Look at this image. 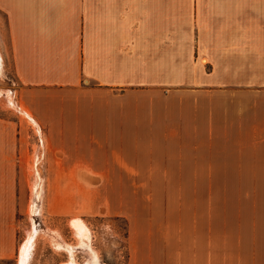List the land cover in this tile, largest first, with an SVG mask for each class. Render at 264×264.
Masks as SVG:
<instances>
[{"label":"crops","instance_id":"crops-1","mask_svg":"<svg viewBox=\"0 0 264 264\" xmlns=\"http://www.w3.org/2000/svg\"><path fill=\"white\" fill-rule=\"evenodd\" d=\"M0 14L17 107L52 143V173L144 172L227 143L241 187L264 179V0H0ZM45 95L51 117L32 100ZM27 130L0 117V264L19 258Z\"/></svg>","mask_w":264,"mask_h":264},{"label":"rangeland","instance_id":"rangeland-1","mask_svg":"<svg viewBox=\"0 0 264 264\" xmlns=\"http://www.w3.org/2000/svg\"><path fill=\"white\" fill-rule=\"evenodd\" d=\"M19 89L0 14V117L28 125L21 150L30 171L22 175L16 264L28 242L24 264H264V179L250 176L248 187H241L239 175L229 173L227 143L183 164L137 168L144 172L52 173L53 145L19 112L17 105H26ZM83 98L79 90L67 99ZM32 100L44 117L52 116V95ZM74 154L86 164L88 150ZM94 166L101 169L99 158ZM77 220L86 226L82 236Z\"/></svg>","mask_w":264,"mask_h":264},{"label":"bare ground","instance_id":"bare-ground-1","mask_svg":"<svg viewBox=\"0 0 264 264\" xmlns=\"http://www.w3.org/2000/svg\"><path fill=\"white\" fill-rule=\"evenodd\" d=\"M73 225H74V227L76 229L78 228L80 230V235L81 236H82L83 233H87L86 226H84V224L81 221H79V220L74 221ZM83 237H85V236H83ZM28 245H29V242L26 243L23 246V248H22V252L20 253V264H24L25 261H26V259H25V250H26V246H28Z\"/></svg>","mask_w":264,"mask_h":264}]
</instances>
